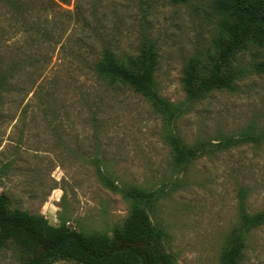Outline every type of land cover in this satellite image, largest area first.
Segmentation results:
<instances>
[{"label": "rangeland", "instance_id": "obj_1", "mask_svg": "<svg viewBox=\"0 0 264 264\" xmlns=\"http://www.w3.org/2000/svg\"><path fill=\"white\" fill-rule=\"evenodd\" d=\"M14 1L21 6L0 0V194L9 208L55 226L109 232L131 203L102 184L100 168L121 189L157 192L151 219L163 228L174 264H219L239 221L241 192L248 212L264 211V141L241 136L264 131V77L249 64L264 59V48L238 56L242 74L233 90L190 102L183 70L212 48L218 17L211 0H44L45 8L39 0ZM148 42L159 54L160 94L179 108L170 122L92 69L106 47L134 54ZM172 133L206 150L177 168ZM246 242L240 264H264V226ZM0 264L20 262L0 252Z\"/></svg>", "mask_w": 264, "mask_h": 264}, {"label": "trees", "instance_id": "obj_2", "mask_svg": "<svg viewBox=\"0 0 264 264\" xmlns=\"http://www.w3.org/2000/svg\"><path fill=\"white\" fill-rule=\"evenodd\" d=\"M11 5L21 6L14 0ZM69 2L70 0H60ZM176 3L185 0H172ZM20 2V1H19ZM42 8L46 5L39 0ZM18 4V5H17ZM51 4L59 6L55 0ZM211 11L218 17L212 48L188 60L183 70V88L190 102L204 98L212 91L233 90L242 74L235 62L248 49L264 48V0H211ZM158 50L154 43L141 45L134 54H118L104 48L92 64L95 75L108 85L128 87L143 96L155 111L170 122L179 108L162 97L156 80ZM251 70L264 77V59L252 60ZM241 136L255 142L264 141V131L252 128ZM243 139V140H245ZM239 139L226 138L222 147ZM173 163L185 168L194 162L206 146L187 144L178 134L168 137ZM3 169H0V181ZM102 184L120 192L130 201L128 216L122 225L109 232L85 233L69 228L65 222L52 225L43 215L19 208L10 209L0 194V252L10 253L20 264H54L69 261L75 264H174L171 253L164 249L163 228L151 219L159 199L156 191L138 186L121 189L98 169ZM158 195V196H157ZM241 192L240 215L225 240L219 264H240L250 231L264 226V211L250 213Z\"/></svg>", "mask_w": 264, "mask_h": 264}]
</instances>
